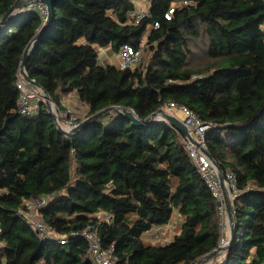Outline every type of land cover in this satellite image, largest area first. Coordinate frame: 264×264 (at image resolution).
Wrapping results in <instances>:
<instances>
[{
  "label": "trees",
  "instance_id": "obj_1",
  "mask_svg": "<svg viewBox=\"0 0 264 264\" xmlns=\"http://www.w3.org/2000/svg\"><path fill=\"white\" fill-rule=\"evenodd\" d=\"M16 1L0 0V22ZM52 1L54 19L28 58L31 79L59 107L77 95L87 117L118 106L145 120L173 102L215 125L208 151L236 173L240 190L235 238L219 264H264V0H145L139 24L132 14L140 0ZM43 26L25 10L0 30L5 264H93L88 243L70 235L88 228L114 247L116 264H195L217 249V201L174 126L138 127L111 113V122L102 117L68 138L45 103L36 116L20 114L23 54ZM125 45L143 48L139 64H101L98 48L118 54ZM42 197L50 201L41 217L66 245L41 240L26 222V202ZM174 213V241L146 242Z\"/></svg>",
  "mask_w": 264,
  "mask_h": 264
},
{
  "label": "built area",
  "instance_id": "obj_2",
  "mask_svg": "<svg viewBox=\"0 0 264 264\" xmlns=\"http://www.w3.org/2000/svg\"><path fill=\"white\" fill-rule=\"evenodd\" d=\"M180 5H188V2L184 1L180 3ZM25 10L36 13L41 18L42 26L48 21L49 9L47 4L42 0H29L23 8L17 11L14 17H18V15ZM147 14L148 7L143 10L138 9L132 14L133 22L139 24ZM158 27L159 24L155 23L153 28L156 29ZM142 55L143 48L137 49L133 45H125L118 53V64L121 68H133L139 64ZM17 88L20 93L18 104L20 114L28 117L38 115L40 113L41 105L45 103L43 91L26 82L21 74V70L18 74ZM161 109L171 114H175L179 111L184 116L182 121L188 128L189 134L194 140L193 141L189 137L184 136L188 153L217 201L218 217L222 229V238L219 246L229 247L230 233L228 234L227 232L229 219L226 198L229 197L234 205L235 199L240 195V190L238 188L236 173L233 171L224 172V180L222 181L217 166L206 154V151H208L207 134L215 128V125L203 122L193 110L184 106H179L173 102L167 103ZM53 111L57 123L63 129L68 131L76 129L86 118H88L85 117L83 119L80 112L72 106L62 105L59 107L54 103ZM131 112L137 117L133 110H131ZM112 118L113 117H109L107 122H111L113 120ZM49 201L50 197L35 198L27 201L24 210L26 222L37 233L41 240H51L60 245H66L69 241L68 237L59 236L41 217V210L49 204ZM172 230H174L173 224H171V226L167 224L163 227H156L153 229L154 233L147 238V241L150 244L165 246L168 242L166 239H162L161 236ZM1 233L2 227L0 223V235ZM70 235L74 238L84 239L88 243V252L93 264H116L114 247H103V244L95 231L88 228ZM2 247L3 244L0 240V248ZM0 264H5L4 258L0 257Z\"/></svg>",
  "mask_w": 264,
  "mask_h": 264
},
{
  "label": "water",
  "instance_id": "obj_3",
  "mask_svg": "<svg viewBox=\"0 0 264 264\" xmlns=\"http://www.w3.org/2000/svg\"><path fill=\"white\" fill-rule=\"evenodd\" d=\"M42 1L47 4L48 9H49L48 21L41 28V31L36 36V38L31 43H29L27 45V47L24 51V54H23V59L21 62L20 70H21V74L23 75L26 82H28L29 84H31L35 87L40 88L43 91L44 98H45V104L47 106L48 112L53 117L55 124L57 126V129L60 133L67 136L68 138H74L79 132H81L83 129H85L91 122L99 120L108 114L114 113V114H117L119 116L127 117L128 119L131 120V122L134 126H138V127L150 126V125L156 124V123L169 124L171 126H174L176 129H178L184 136H187L191 140H193L189 134V131H188V128L186 127V125L181 120H179V118H177L175 115L167 113L163 109H160L157 112L153 113L147 119L141 120L138 117H135V115L126 108L118 107V106H111V107L105 108V109L97 112L96 114L86 118L76 129H74L72 131H68V130L63 129L57 123V120H56V117H55V114L53 111L54 102L51 100L48 92L38 82L31 79V77L28 75L27 70H26L29 56L31 55V53H32L37 41L39 40L40 36L42 35V33L45 32L48 29L49 25L52 23V21L54 19V15H55L54 14L55 12H54L53 1L52 0H42ZM28 2H29V0H17L14 3V5L11 7L10 11L1 20L0 30L7 24V21L10 20L11 18H14L17 11H19L21 8H23L26 5V3H28ZM206 154L209 157V159L217 166V168L219 170L220 179L223 181L224 180L223 170L218 165V163L214 160L213 156L210 154L209 151H206ZM226 205H227V214H228L229 225H230L229 245H231L232 242L234 241L236 231H235V225H234V205L232 204V201L229 197L226 198ZM227 249H228V247L218 246L217 249H215L211 253H209L206 256H204L203 258H201L195 264H208L219 253L224 252Z\"/></svg>",
  "mask_w": 264,
  "mask_h": 264
},
{
  "label": "crops",
  "instance_id": "obj_4",
  "mask_svg": "<svg viewBox=\"0 0 264 264\" xmlns=\"http://www.w3.org/2000/svg\"><path fill=\"white\" fill-rule=\"evenodd\" d=\"M138 5L139 7H145L144 5L147 4L146 7H148V2L145 0H140L138 1ZM98 52L100 55V60H101V64L106 66L109 64H116L118 63V54H116L111 48H98ZM62 105H67V106H72L74 108H76L82 115L85 114V117L88 116L89 113V109L86 105L82 104L79 100L77 95L72 94L67 96L63 102ZM171 224L174 225V230L172 231H168L167 233H164L161 238L162 239H166L167 240V244H170L171 242L174 241L175 235H177V231L176 227H178L181 224V220L178 216L177 213H174L173 218L171 220V222L169 223V225L171 226ZM227 232L228 234L230 233V225L228 224L227 226ZM154 233L153 229L147 233V237L145 239H147L149 236H151ZM226 257V252H221L219 253L216 257H214L208 264H219L221 263Z\"/></svg>",
  "mask_w": 264,
  "mask_h": 264
},
{
  "label": "rangeland",
  "instance_id": "obj_5",
  "mask_svg": "<svg viewBox=\"0 0 264 264\" xmlns=\"http://www.w3.org/2000/svg\"><path fill=\"white\" fill-rule=\"evenodd\" d=\"M145 7H140L139 9H146V6H147V4L146 5H144ZM199 55H201V54H199V53H196V54H194V58L195 57H199ZM118 59V58H117ZM171 114V113H170ZM80 115H81V117L84 119L85 118V114L84 115H82L81 113H80ZM173 115H175L177 118H179V120H181L182 121V118H180V117H178L177 116V112L175 113V114H173ZM108 116H110V115H108ZM108 116L106 115V116H104V117H106V118H108ZM183 122V121H182ZM146 242H148L147 241V239H146Z\"/></svg>",
  "mask_w": 264,
  "mask_h": 264
},
{
  "label": "bare ground",
  "instance_id": "obj_6",
  "mask_svg": "<svg viewBox=\"0 0 264 264\" xmlns=\"http://www.w3.org/2000/svg\"><path fill=\"white\" fill-rule=\"evenodd\" d=\"M15 15H16V14H15ZM177 116L180 117V118H182V119H183V117H184L183 114H182L181 112H179V111H177Z\"/></svg>",
  "mask_w": 264,
  "mask_h": 264
}]
</instances>
